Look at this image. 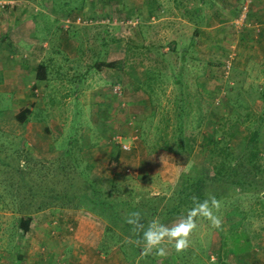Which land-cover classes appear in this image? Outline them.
<instances>
[{"label":"rangeland","instance_id":"obj_1","mask_svg":"<svg viewBox=\"0 0 264 264\" xmlns=\"http://www.w3.org/2000/svg\"><path fill=\"white\" fill-rule=\"evenodd\" d=\"M0 2V264H264V172L248 163L258 132L264 167V28L250 14L254 0ZM119 60L123 71L94 68ZM41 62L63 64L65 82L37 81ZM83 74L94 80L85 89ZM214 131L242 161V178L212 174L227 158L211 153ZM190 135L197 142L186 156L178 143ZM182 188L215 195L222 227L197 218L186 251L169 244L166 257L135 256L128 213L159 208L170 226L192 207L169 214ZM111 191L131 201L103 219L95 201Z\"/></svg>","mask_w":264,"mask_h":264},{"label":"trees","instance_id":"obj_2","mask_svg":"<svg viewBox=\"0 0 264 264\" xmlns=\"http://www.w3.org/2000/svg\"><path fill=\"white\" fill-rule=\"evenodd\" d=\"M5 39L7 40V38H5ZM0 42H1V40H0ZM104 66H107V67L112 68V69H118V70L123 71L126 67V61L125 60H119V61H112L110 63H97L94 68H98L99 70H101ZM43 78L44 79L46 78V68L44 65H41V66H39V70H38V79L43 80ZM30 114H31V109L22 110L18 115L19 121L22 123L26 122ZM199 120H202V117H200ZM198 126H202V123L198 124ZM185 129H186L185 126L180 123L179 135L183 134V132H184V134H186L187 130H185ZM214 132H215L214 139L211 140V144L214 145V150L211 153L212 154L218 153L219 155H225L227 158L221 160L218 164L214 165V171H212V174H214V176L216 178H218V177L229 178V177H231V176H229V174L232 173V175H234L236 173L240 178H242L241 171H240V168H241L240 166L242 164V161H238L236 158L234 159L232 156V153L227 152L228 150L231 151L233 149L231 148V146H229L226 143L227 142L226 139H224L222 137L220 139L217 138L218 132L217 131H214ZM184 139L186 140L185 143H183V142L178 143V147L180 149V151L179 150L178 151L186 154V156H189V154L193 151V148H194L193 144L197 142V139H196V137L193 138L192 135L187 136V138H184ZM191 139L194 143L191 141ZM260 142H261V137L258 134V132L253 133L251 135L250 141L248 142L249 146L251 147L250 157L248 159V163L252 167L257 169V172H259L260 170H261V172H264V167H262L261 165L259 166V161H260L259 158H260V152H261L260 146H259ZM208 143L209 142L208 141L206 142L205 140H204V142L201 143V146L203 147L204 150H206L209 147ZM112 160L113 161H112V166H111L112 170L111 171L117 172L118 164L120 162V154L113 157ZM79 162H80V160H79ZM186 181L187 182L185 183V185H187V186L191 185L192 180L187 179ZM199 183H200V181H197V184H199ZM234 184L240 185L241 183H239V182L237 183L235 180ZM101 193L102 192H97L95 195H97V194L102 195ZM178 196H179V203L177 205H175L173 207V209L170 210L169 214H171V215H173L172 213H174L176 211H177L176 214L184 212V211H181L182 209L181 210L179 209L180 211L177 210V208H179V206H182V205L192 204V200H191L192 196H197L202 200L200 192L196 193V189H195V191L192 189L190 192L184 193L183 188H182V191L180 190V193H178ZM104 198L108 200V201H105V203H102L103 201L102 202L95 201V206L100 209V213L102 215L101 217H103V219L104 218L111 219L115 215H118L117 203L131 201L130 199H126L127 201H123L122 198L119 197V195L116 194V192H114V191H111V192H108L107 194H104ZM52 200L53 199H51V200L49 199V201L47 203L49 205H53ZM151 200L153 201L154 199H151ZM132 201H134V200H132ZM45 204L46 203L44 202V204L41 205L40 208L44 207ZM175 209H176V211H175ZM139 211L142 213V215L144 217L143 223L145 224V226H147V224L151 220H153L154 218L155 219L158 218V220L160 218H162L161 217L162 213L159 212V208H153V209L148 210L147 212H144L141 210H139ZM171 215L164 217L165 218L164 220H167ZM32 220L33 219L30 215H24V216L20 217V227H21V230L23 233L29 232ZM159 221L161 223L164 222V221H162V219H160ZM125 230H127V228ZM129 231H131V230L129 229ZM136 238L137 237L132 236L133 240ZM133 247H134L133 252H134L135 256L142 254V247L141 246L135 245ZM120 249L125 253V249L127 250L129 248L125 244V246L124 247L122 246ZM240 250H241L240 252H245L247 250V247H245L244 249H240ZM235 252L239 253V251H235ZM130 253H131V251H130ZM130 253H127V255L130 256Z\"/></svg>","mask_w":264,"mask_h":264},{"label":"clouds","instance_id":"obj_3","mask_svg":"<svg viewBox=\"0 0 264 264\" xmlns=\"http://www.w3.org/2000/svg\"><path fill=\"white\" fill-rule=\"evenodd\" d=\"M192 207L186 214L178 218L172 225L161 223L158 219L151 220L147 226L143 223V215L140 211H131L125 218V222L131 226L133 236L137 237L130 242L142 247V255L155 254L158 257H166L167 245H172L176 252H184L191 246V236L197 229V218H202L211 223L213 228L222 227V218L217 215L222 207V202L211 193L201 200L192 196Z\"/></svg>","mask_w":264,"mask_h":264},{"label":"crops","instance_id":"obj_4","mask_svg":"<svg viewBox=\"0 0 264 264\" xmlns=\"http://www.w3.org/2000/svg\"><path fill=\"white\" fill-rule=\"evenodd\" d=\"M227 1H231V0H227ZM199 11H200V9H198ZM256 11L258 12V16L257 15H255V13H256ZM250 14H251V16H253V21L254 22H256L255 20H257V23H260L261 25H262V27L264 28V0H254V5H253V7H252V10L250 11ZM254 16H256L255 17V19H254ZM22 22H24V24H26L28 21H26V20H24V21H22ZM221 28V26H217V27H213V29L214 30H216V31H212L211 29H205L204 27H201L200 28V30L202 29V30H206L207 32H205V33H208V32H217V33H219V32H221V31H223L224 30V28H222V29H220ZM227 28V27H226ZM210 30V31H209ZM261 32H263L264 33V29H263V31H260V33ZM21 33H22V35H21V37H23V38H25L24 40H26V29L25 28H22V30H21ZM29 37H30V35H29ZM1 39V38H0ZM14 39V38H13ZM15 40V39H14ZM18 45L20 46V45H22L21 44V40H19L18 42ZM23 46V45H22ZM44 46V48H47L48 47V45H46V44H44L43 45ZM47 46V47H46ZM2 46L0 45V48H1ZM63 49L65 50V52H67V47H66V45H65V47L63 46ZM26 49L24 48V51H23V53H26ZM62 53H64V51L62 52ZM68 54V53H67ZM25 57H26V55L25 54H23ZM21 58V57H20ZM19 58V60L21 61L22 59H20ZM71 58H72V60H74V56L73 55H71ZM121 58V57H120ZM6 64H8V63H6ZM41 65H44L45 66V68H46V78L44 79L43 78V80H40V79H38V70H39V66H41ZM56 65V69H55V73L56 74H52L53 73V70H54V66ZM62 65L63 64H61V63H54V62H51V63H48V65L47 64H45V63H39L35 68H34V72H35V79L38 81H40V83H42V82H44V85H47V83L48 82H50V83H53V82H55V83H62V82H65V80H66V78H65V76H66V74H65V72H64V68L62 67ZM96 69V71L97 70H99L98 68H95ZM119 71H121V70H119ZM58 74H60L61 76H58ZM84 75H86V74H83L82 75V77H80V79H79V81L80 80H82L83 81V86H84V89L85 88H87L88 87V84H89V82H93L94 80L92 79V77H89V76H87V77H85ZM24 77V75L23 74H19L18 73V75H9V80L11 81V79L13 80V81H15L16 83L17 82H19L20 80H21V78H23ZM65 78V79H64ZM144 79H146V77L144 78ZM140 81H143V79H141ZM81 86V85H80ZM44 87H46V86H44ZM84 89H80V90H82V94H81V97L82 98H80V96H79V99L80 100H77L78 99V96H76V100L77 101H80L82 104H85L87 101L85 100V99H89V95H86V92H85V90ZM16 90L17 89H12L11 91H9V92H11L12 94H14V93H16ZM65 91L66 92H70L71 91V89H70V87H67L66 86V89H65ZM23 109H30V108H27V107H24ZM15 264H20V262H15Z\"/></svg>","mask_w":264,"mask_h":264},{"label":"built area","instance_id":"obj_5","mask_svg":"<svg viewBox=\"0 0 264 264\" xmlns=\"http://www.w3.org/2000/svg\"><path fill=\"white\" fill-rule=\"evenodd\" d=\"M0 4H1V2H0ZM246 7H247V5H246Z\"/></svg>","mask_w":264,"mask_h":264}]
</instances>
